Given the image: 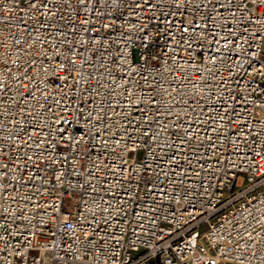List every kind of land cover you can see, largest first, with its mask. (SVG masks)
Returning <instances> with one entry per match:
<instances>
[{
	"label": "built area",
	"instance_id": "built-area-1",
	"mask_svg": "<svg viewBox=\"0 0 264 264\" xmlns=\"http://www.w3.org/2000/svg\"><path fill=\"white\" fill-rule=\"evenodd\" d=\"M223 262L264 264V0H0V264Z\"/></svg>",
	"mask_w": 264,
	"mask_h": 264
},
{
	"label": "crops",
	"instance_id": "crops-1",
	"mask_svg": "<svg viewBox=\"0 0 264 264\" xmlns=\"http://www.w3.org/2000/svg\"><path fill=\"white\" fill-rule=\"evenodd\" d=\"M220 264H239V263H234V262H223V263H220Z\"/></svg>",
	"mask_w": 264,
	"mask_h": 264
},
{
	"label": "rangeland",
	"instance_id": "rangeland-1",
	"mask_svg": "<svg viewBox=\"0 0 264 264\" xmlns=\"http://www.w3.org/2000/svg\"><path fill=\"white\" fill-rule=\"evenodd\" d=\"M239 181H241V179H240ZM66 203H67V204H68V203H70V199H69V200H67V202H66Z\"/></svg>",
	"mask_w": 264,
	"mask_h": 264
}]
</instances>
